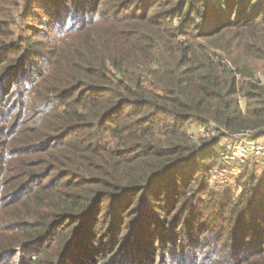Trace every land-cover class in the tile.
<instances>
[{"label":"trees","instance_id":"trees-1","mask_svg":"<svg viewBox=\"0 0 264 264\" xmlns=\"http://www.w3.org/2000/svg\"><path fill=\"white\" fill-rule=\"evenodd\" d=\"M39 1L0 39V264H264V175L185 201L264 137V0Z\"/></svg>","mask_w":264,"mask_h":264},{"label":"rangeland","instance_id":"rangeland-1","mask_svg":"<svg viewBox=\"0 0 264 264\" xmlns=\"http://www.w3.org/2000/svg\"><path fill=\"white\" fill-rule=\"evenodd\" d=\"M40 2L39 0H0V39H8L11 36L7 35L4 36L6 33V25L8 24L9 28L11 27V31L14 33L13 37L17 35H21L24 30H28L27 25H32L34 22L28 15L30 13L26 12L29 10H36L37 3ZM29 9V10H28ZM26 13V15H25ZM37 24L38 23H34ZM33 24V25H34ZM40 29H44L39 27ZM23 35H29L24 34ZM54 34H51L53 37ZM40 38V36H38ZM46 40V37L43 38V41ZM46 42H43V46H45ZM7 57L4 59L3 64L8 62V57L12 56L15 59H18L19 53L18 50L16 52L12 51V49L7 52ZM254 74L256 78H264V65L263 61L256 60L253 63ZM6 99V103L9 102V98ZM242 107L244 108L243 99L240 100ZM9 106V104H8ZM194 126H189L190 129L194 128ZM197 128V127H196ZM194 128L193 131L196 129ZM200 130V129H199ZM198 130V131H199ZM224 145L223 151L218 153V156L215 160L210 161L211 165L208 166L209 171L204 174V177L200 178L197 177L194 180V184L189 189H186L185 193L189 196L186 197L185 201L188 202L190 200L195 201L199 199L200 202L206 200L208 197V201L211 204L217 203L218 201L224 199L226 196H232L236 200L244 194L245 190L242 188L246 185H252L255 183L254 181L259 178L260 176L264 175V137H259L254 140L245 138H239L238 140L235 139H223L220 142ZM249 174L248 178H253L250 182L245 174ZM255 179V180H254ZM244 184V186H242ZM250 183V184H248ZM249 186V187H250ZM206 204V203H204ZM186 205V215L178 218L177 223H181L182 227V234L180 236V241L185 239L188 236L189 227L193 223V219L187 216H194L195 214H204L210 215L211 211L202 206H196V208H191L185 202H182L181 206ZM177 209V208H176ZM154 213V210H153ZM182 214V213H181ZM173 212L169 216L168 222H164L166 226L171 227V223H173ZM177 216V214H176ZM205 220L208 219L207 223H213V217L208 216L204 217ZM176 223V222H175ZM198 223V221L196 222ZM188 224V225H187ZM188 227V228H187ZM181 229V228H180ZM125 235L129 236V232ZM179 241V242H180ZM161 261L157 262L156 260L151 261V263L155 264H172L171 258L166 256Z\"/></svg>","mask_w":264,"mask_h":264},{"label":"built area","instance_id":"built-area-1","mask_svg":"<svg viewBox=\"0 0 264 264\" xmlns=\"http://www.w3.org/2000/svg\"><path fill=\"white\" fill-rule=\"evenodd\" d=\"M260 82L263 84L264 86V78H260Z\"/></svg>","mask_w":264,"mask_h":264}]
</instances>
